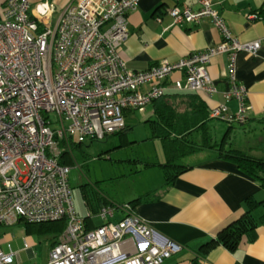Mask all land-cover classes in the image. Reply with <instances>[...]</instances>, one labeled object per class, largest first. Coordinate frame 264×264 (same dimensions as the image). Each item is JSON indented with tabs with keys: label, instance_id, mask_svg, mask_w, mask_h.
I'll return each mask as SVG.
<instances>
[{
	"label": "built area",
	"instance_id": "2783aa9c",
	"mask_svg": "<svg viewBox=\"0 0 264 264\" xmlns=\"http://www.w3.org/2000/svg\"><path fill=\"white\" fill-rule=\"evenodd\" d=\"M33 1L7 0L0 16V226L65 220L46 264H163L182 246L160 243L152 225L129 204L102 207L101 225L86 227L72 198V168L60 163L62 143L67 146L75 137L104 140L124 129V111L144 112L171 89L212 99L218 90L209 65L224 54L230 89L223 98L237 101L238 112L221 104L210 117L243 124L248 91L236 81V57L255 55L261 41L233 39L212 0H181L168 11L174 25L197 26L209 19L223 41L176 63L133 72L120 50L129 36V14L140 0H74L56 27L43 32L30 16ZM45 8L44 13L54 12ZM176 72L184 78L167 87ZM117 210L124 215L119 220L114 219ZM18 259L11 245L8 252L0 248V264Z\"/></svg>",
	"mask_w": 264,
	"mask_h": 264
},
{
	"label": "crops",
	"instance_id": "0c3cea01",
	"mask_svg": "<svg viewBox=\"0 0 264 264\" xmlns=\"http://www.w3.org/2000/svg\"><path fill=\"white\" fill-rule=\"evenodd\" d=\"M73 1L34 0L30 16L37 22L38 32L56 27L64 8ZM212 1L213 8L225 21L233 39L243 44L261 41V49L255 55L240 52L236 57L235 78L248 91L249 109L243 124H227L235 125L237 134H245V128L251 124L261 127L260 121L264 122V0ZM6 2L0 0V16ZM180 3L181 0H140L137 9L130 12L129 36L120 50V58L129 70L144 72L164 61L176 63L221 44L223 36L209 19L197 26L174 25L168 11ZM45 7L54 9V12L44 13ZM228 66L229 57L226 54L212 58L208 70L218 93L210 100L203 95L201 98L211 109L225 104L232 114H236L238 102H226L223 98V93L230 89ZM183 78L182 73L176 72L166 85L172 87ZM176 93L185 94L174 89L167 92L168 95ZM165 150L169 158L166 145ZM197 154L194 164L178 163L187 169H179L172 180L161 166H146V171L159 167L162 173H157L154 180L150 179L135 190L128 202L106 200L109 203L107 206L119 207L140 200L131 205L140 218L152 225L156 239L160 243L171 241L182 246L179 253L163 264H264V189L218 152L203 150L192 155ZM249 200L258 204L251 212L252 222L245 228L237 248L231 251L220 243L208 251L203 250V245L216 240L221 231L243 218L248 211ZM104 206L101 201L95 208L99 213ZM123 216L122 211L117 210L114 219L119 220ZM83 220L89 229L102 223L100 220V224L95 225L91 214ZM3 245L0 248L8 252V245L6 249ZM50 248L51 243L44 264ZM16 253L19 258L17 264H23V252L19 250ZM28 256L30 258L31 254Z\"/></svg>",
	"mask_w": 264,
	"mask_h": 264
},
{
	"label": "rangeland",
	"instance_id": "374dc122",
	"mask_svg": "<svg viewBox=\"0 0 264 264\" xmlns=\"http://www.w3.org/2000/svg\"><path fill=\"white\" fill-rule=\"evenodd\" d=\"M124 115L125 125L130 130L123 137L115 136L104 140L74 138L77 144L72 147L74 163L69 176L72 198L78 217L83 220L91 214L95 225L100 224L98 210L95 208L99 202H128L129 196L135 190L150 179L154 180L157 173H162L159 167L146 171L145 164L163 162L167 158L165 145L161 140L152 138L154 131L151 124L147 123L154 117L153 106L149 105L144 112L125 111ZM212 126L219 143L229 125L214 120ZM256 128H247L246 134L236 133L232 141L234 146L247 149L250 144L257 146L259 142H264V132L261 128ZM197 158L198 154L194 157L192 154L184 155L178 157L176 162L189 165L194 164ZM37 227L30 228L26 223L0 226V237H3V240L0 239V245L5 244V249L7 245H11L14 252L21 250L23 264H44L50 242L57 233ZM4 252H7V249Z\"/></svg>",
	"mask_w": 264,
	"mask_h": 264
},
{
	"label": "trees",
	"instance_id": "16d2710c",
	"mask_svg": "<svg viewBox=\"0 0 264 264\" xmlns=\"http://www.w3.org/2000/svg\"><path fill=\"white\" fill-rule=\"evenodd\" d=\"M201 97V95L195 93L166 94L164 97L152 103L154 117L147 123L151 124L152 130L154 131L152 138L164 142L170 157L164 163H146V166H161L169 174V179L172 180L175 178L173 175L177 174L179 169H187L175 161L178 157L194 154L203 150H213L218 152L222 158L234 162L244 174L253 178L264 189V142H259L257 146L250 144L247 149H238L232 142L233 136L236 134L235 130L238 128L235 125H229L222 141L218 143L212 126V122L215 119L210 117L211 108ZM260 124H262L261 127H259L260 125L254 126L249 124L250 127L247 128L254 130L257 127L256 129L261 128L264 132V122L260 121ZM247 128H245V131H247ZM129 130L125 125L123 130L107 136L105 139L115 136L123 137ZM247 134H249V131ZM76 144L74 139H69L67 146L65 142L62 143V148L64 149L60 160L62 165L70 167L73 165L74 156L72 147ZM102 202L106 206L109 205L106 200H102ZM135 202H131L129 205ZM257 204V202L255 203L249 200L248 211L243 218L226 227L218 234L216 240L206 243L201 248L208 251L220 243L231 251L237 248L242 241L245 228L252 222L251 212ZM26 225L30 228L38 226L56 231V237L50 242L51 248L54 247L58 237L66 228L65 220L34 225L26 223Z\"/></svg>",
	"mask_w": 264,
	"mask_h": 264
}]
</instances>
